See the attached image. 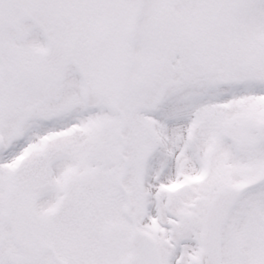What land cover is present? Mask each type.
I'll list each match as a JSON object with an SVG mask.
<instances>
[{"label":"snow or ice","instance_id":"6c2138e0","mask_svg":"<svg viewBox=\"0 0 264 264\" xmlns=\"http://www.w3.org/2000/svg\"><path fill=\"white\" fill-rule=\"evenodd\" d=\"M0 264H264V0H0Z\"/></svg>","mask_w":264,"mask_h":264}]
</instances>
